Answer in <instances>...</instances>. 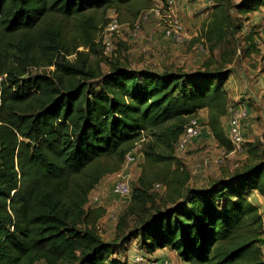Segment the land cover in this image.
Wrapping results in <instances>:
<instances>
[{"label":"trees","instance_id":"obj_1","mask_svg":"<svg viewBox=\"0 0 264 264\" xmlns=\"http://www.w3.org/2000/svg\"><path fill=\"white\" fill-rule=\"evenodd\" d=\"M152 1L0 0V264H121L111 257L119 243L97 228L105 208L92 207L89 196L121 169L142 131L152 137L145 169L169 170L178 159L166 148L203 109L216 139L233 149L221 128L230 70H138L116 61L103 71L91 59L108 9L133 20ZM218 4L205 25L208 40L225 28ZM235 7L244 16L264 0ZM186 180L161 206L141 172L119 228L135 215L129 236L140 247L170 248L189 264H264V219L250 199L255 191L264 197V159L207 186L184 187Z\"/></svg>","mask_w":264,"mask_h":264},{"label":"rangeland","instance_id":"obj_2","mask_svg":"<svg viewBox=\"0 0 264 264\" xmlns=\"http://www.w3.org/2000/svg\"><path fill=\"white\" fill-rule=\"evenodd\" d=\"M238 1L188 0L187 8L181 7L177 10L186 30V38L188 37L180 43L165 36L155 17H150L139 27H135L143 11L132 20L126 10H120L118 14L122 29L120 36L114 39L116 49L108 56L99 46L98 51L91 54L94 64L100 60L103 71H107L110 64L116 61L138 70L180 68L194 72L207 66L230 70L231 79L238 80L239 83L230 85L229 75L225 83L228 103L230 106L248 109L247 117L241 122L243 140L239 146L233 145L232 150H226L216 139L209 127L208 110L203 109L197 115L201 135L190 140L184 150L178 149L176 145L173 149L166 148L167 152L173 151L179 163H172L169 170L162 164L148 165L145 169L144 149L152 137L144 131L138 136L137 141L140 142L133 148L136 158L128 164L123 163L118 172L107 174L95 186L90 195L98 193L99 200L89 204L92 207L105 208L104 215L97 222V228L103 239L116 240L119 243L114 245L111 257L119 260L121 264H139L133 261L132 255L136 252L149 253L138 245L135 235L129 236L136 225L135 215H127L119 228L123 212L129 204V197H118L113 193L112 185L117 177H125L133 188L144 171V175L151 181L149 193L155 195L157 205L162 206L166 192L173 186L180 185L178 181L182 179L187 178L184 187H203L215 179L226 177L236 169L244 168L248 163L264 159V9L242 16L235 7ZM216 4L224 6L220 13L225 16V28L220 38L208 40L204 36L205 25L212 19ZM176 5L180 7L181 0H177ZM194 18L199 19L194 22ZM73 23V20L66 22L68 30L65 34L69 40L75 34ZM78 49L85 48L80 46ZM221 128L228 131L227 113L221 119ZM157 183L159 186H156ZM250 199L256 203L264 219V198L253 196ZM157 255L168 260L169 264L183 263L170 248L158 251Z\"/></svg>","mask_w":264,"mask_h":264},{"label":"built area","instance_id":"obj_3","mask_svg":"<svg viewBox=\"0 0 264 264\" xmlns=\"http://www.w3.org/2000/svg\"><path fill=\"white\" fill-rule=\"evenodd\" d=\"M177 0H155L153 5L140 14L135 27H139L141 23L148 20L150 17L157 19L158 25L162 27V31L168 38L173 39L176 42H183L186 38V30L181 22L179 14L177 12ZM122 29V23L119 19V14L114 8L108 9L106 14V21L98 28L95 41L101 47L102 52L105 55L111 56L114 49V39L120 36ZM203 50H205L203 48ZM228 138L233 145L239 146L243 140V134L241 132V122L248 115V109L246 107H234L228 105ZM144 132V131H142ZM201 135V126L199 118L197 116H191L186 123L182 133L180 134L176 146L180 150L187 148L190 140L198 138ZM140 141H136L137 145ZM134 145V147H135ZM136 157L134 156L133 149L126 154L124 163L128 164ZM119 175V174H118ZM156 186H159L157 183ZM112 191L118 197H130L131 186L129 181L125 177H117L113 181ZM99 200L98 193H92L89 197V203ZM264 246V245H263ZM264 253V249L262 248ZM132 259L135 263L139 264H169L168 260L163 258L150 257L149 254L136 252L132 255ZM182 264H189L183 261Z\"/></svg>","mask_w":264,"mask_h":264},{"label":"crops","instance_id":"obj_4","mask_svg":"<svg viewBox=\"0 0 264 264\" xmlns=\"http://www.w3.org/2000/svg\"><path fill=\"white\" fill-rule=\"evenodd\" d=\"M188 0H184V1H182L181 0V6L179 7V6H177V10H179L181 7L182 8H187L188 7V2H187ZM261 9H264V7H261ZM199 18H194V22H197V20H198ZM234 76V75H233ZM232 78V73H231V75H230V79H229V84H230V82H231V84L230 85H233V84H235V83H239L238 82V80H232L231 79ZM229 96H231V94L229 95ZM200 112V111H199ZM199 114V113H198ZM228 115V114H227ZM224 130V129H223ZM225 131V130H224ZM225 134L228 136V133L225 131ZM230 152H234V151H230ZM98 185V184H97ZM257 197L258 199H262V198H264V197H262V196H260L259 195V193H257L256 191L255 192H253L252 194H251V198L252 197ZM256 204V203H255ZM164 249V248H163ZM162 248H159V249H156V251L155 252H153V253H151V254H149V256L150 257H154V258H159V257H157L158 255H157V252L158 251H162L163 250ZM161 258V257H160Z\"/></svg>","mask_w":264,"mask_h":264}]
</instances>
